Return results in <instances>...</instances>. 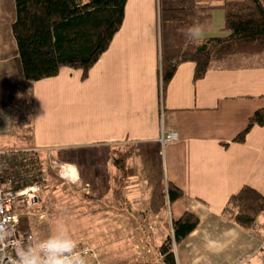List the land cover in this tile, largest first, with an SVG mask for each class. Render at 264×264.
<instances>
[{
	"label": "crops",
	"instance_id": "obj_1",
	"mask_svg": "<svg viewBox=\"0 0 264 264\" xmlns=\"http://www.w3.org/2000/svg\"><path fill=\"white\" fill-rule=\"evenodd\" d=\"M140 1L128 0L125 18L129 8ZM155 1L159 24V1ZM209 2L212 10L223 8L214 3L224 0ZM9 13L7 25L13 26L16 6ZM5 22L0 21V34ZM123 34L124 24L87 79L82 78L80 70L63 68L57 77L36 83L25 80L18 47L9 53L0 43V66H8L0 70V101L5 105L29 98L32 91L34 98L55 94L52 82L60 78L57 87L71 77L78 88L73 100L66 102L76 108V121L61 133L66 140L58 144L51 141L55 130L48 132L52 128H43L38 122L35 101L33 124L30 115L20 112L19 125L9 116L0 123V130L3 125L15 127L13 135L0 134V149H49L62 143H78L95 151L94 157L83 154L82 160L73 162L63 151L57 154L56 149L52 156L74 167L72 182L81 180L85 184L99 213L109 210L119 223L134 226L139 223L135 220L143 218L137 211L144 207L146 229L155 235L158 225L164 242L172 234L174 220L186 212L200 218L199 226L175 246L177 264H264V212L253 231L239 228L224 213L229 197L243 186L264 194V127L253 128L244 143L233 141L246 128L249 117L264 108V57H237L217 63L198 81H194L195 65L183 64L161 97L160 43L157 41L156 52H151L147 42L123 41ZM13 61L17 62L14 71L10 68ZM16 78L19 86L16 91L9 90ZM60 94L69 97L68 92ZM162 127L177 133L178 140L163 144ZM126 145L136 147L127 161L132 175L116 194L118 169L114 162L119 148ZM153 151L161 154L166 180L161 176L162 167L160 175L154 173ZM161 181L178 186L184 196L169 205L166 214H155L150 201L154 186ZM152 243L148 241V246Z\"/></svg>",
	"mask_w": 264,
	"mask_h": 264
},
{
	"label": "trees",
	"instance_id": "obj_2",
	"mask_svg": "<svg viewBox=\"0 0 264 264\" xmlns=\"http://www.w3.org/2000/svg\"><path fill=\"white\" fill-rule=\"evenodd\" d=\"M160 79L164 93L179 67L195 65L194 81L203 79L213 65L237 57H264V0H224V37L192 41L180 31L193 22L212 19L210 0H158ZM128 0H15L16 19L12 32L18 47L23 75L36 83L57 77L63 68L80 70L87 79L92 68L106 53L125 20ZM255 127H264V108L248 119L246 128L234 142L244 143ZM228 145V144H226ZM136 148L119 150L115 159L117 185L122 190L128 176V159ZM184 192L170 182L154 186L150 209L166 214L169 205ZM264 212V194L243 186L229 197L224 213L245 231L259 225ZM200 218L186 212L172 222V234L160 246L162 264H177L175 246L199 226Z\"/></svg>",
	"mask_w": 264,
	"mask_h": 264
},
{
	"label": "rangeland",
	"instance_id": "obj_3",
	"mask_svg": "<svg viewBox=\"0 0 264 264\" xmlns=\"http://www.w3.org/2000/svg\"><path fill=\"white\" fill-rule=\"evenodd\" d=\"M214 4L215 7L219 5L223 6V2ZM11 7H15V0H0V11L5 9L4 11L2 10L3 12H0V21L6 19L4 30L2 29L0 34V43L6 45V50L9 53L12 52V50L17 51V46L11 29L12 25H7V19L10 17L9 10ZM156 13L155 0H141L139 3H135L134 6L129 8L124 23L123 41L147 42L150 51H155V44L157 41L159 43V40L157 39V31L159 30L158 14L156 17ZM224 24L225 15L223 8L213 9L212 19L201 23L204 27V37L201 40L209 37L226 36L227 32L223 30ZM5 28H7V31H5ZM153 45H155V49ZM0 56H3L1 52ZM16 66L17 62L13 61L10 68L14 71ZM7 67V65H2L0 66V70L7 69ZM62 79L63 78H60L59 80L52 82V87H54L56 92L55 94L40 95L37 98H34L32 91L29 98H18L14 100V105L12 106L5 105L3 101H0V114L2 116L1 123H5L9 116L16 123V126L19 125L18 118L20 112L24 116L30 115L33 124V117L35 116V105L33 106V103L35 104V101H37L38 122H41L43 128H52L48 132L55 130V135L52 137L51 141L58 144L60 142L59 140H66L67 137L61 136V133L66 131L70 123L73 124L76 121L74 117L76 108L66 102L73 100V96L76 94L78 88L76 85L77 81L71 77L63 80L64 85L62 87H57V83L61 82ZM18 86L19 79L16 78L13 80V84L9 90L16 91ZM61 91L68 92L69 97L62 96V94H60ZM162 92L161 89V97ZM7 96L9 97L8 102H10L11 97L8 94ZM68 114L70 116H68ZM8 128L10 127L8 126L7 128H4L3 125L0 134L13 135L15 127ZM163 131H165V129L162 127V132ZM54 146L49 148L52 153L55 154V149L57 150V154L58 151H63V153L71 158L73 162L82 160L84 155H90V158H93L95 155V151L78 146V143H62ZM128 146L129 145H126L119 149L125 150ZM142 148L148 149L147 146H143ZM150 153L154 173L160 175V167H162L161 176L162 179L166 180L167 178L163 173V165H160L162 163L160 158L161 154L156 151ZM66 172L67 171L62 172V175ZM46 174V178H50L51 180L49 179V181L43 183L41 193L42 208L33 213H29V215L24 216L23 218V224L30 228L32 233L46 235L55 226V222L58 219H62L71 233L80 241V244L89 246L94 250L99 262L102 264H162L159 255L160 247L158 246H161L164 241L159 236L160 228H158V225L155 227V235L151 234L149 228L148 230L146 229L148 227L146 226L147 223H145L147 211L144 207H141V209L137 211L138 216L141 214L143 215V218L135 220L136 222H139L137 225H123L111 216L109 210L99 213V211L95 209L96 201L92 198L93 195L88 193V189L84 187L85 184L80 183L81 180H75L73 182L68 181L63 178L59 172H57L56 175L51 171H47ZM262 224H264V222ZM147 238L150 243L153 242L152 247L151 245L148 246ZM149 251H151V253H149Z\"/></svg>",
	"mask_w": 264,
	"mask_h": 264
},
{
	"label": "built area",
	"instance_id": "obj_4",
	"mask_svg": "<svg viewBox=\"0 0 264 264\" xmlns=\"http://www.w3.org/2000/svg\"><path fill=\"white\" fill-rule=\"evenodd\" d=\"M162 136L163 144L178 140V134L174 132L163 131ZM44 154L50 170L61 175L67 171L62 177L73 180L70 174L74 167L56 159L49 149L0 150V223L9 225L16 239L26 240L32 234L30 228L23 224V218L42 208V185L46 181L42 163ZM80 250L88 258L89 264H102L93 249L80 244ZM15 260L13 248L7 245L0 247V264H15Z\"/></svg>",
	"mask_w": 264,
	"mask_h": 264
},
{
	"label": "clouds",
	"instance_id": "obj_5",
	"mask_svg": "<svg viewBox=\"0 0 264 264\" xmlns=\"http://www.w3.org/2000/svg\"><path fill=\"white\" fill-rule=\"evenodd\" d=\"M184 36L194 42L203 39V25L193 22L180 29ZM14 249L15 264H89L80 250V241L71 233L62 219L46 235L30 234L26 240L16 239L12 228L0 223V247Z\"/></svg>",
	"mask_w": 264,
	"mask_h": 264
},
{
	"label": "bare ground",
	"instance_id": "obj_6",
	"mask_svg": "<svg viewBox=\"0 0 264 264\" xmlns=\"http://www.w3.org/2000/svg\"><path fill=\"white\" fill-rule=\"evenodd\" d=\"M47 160H48V158L46 157V155L44 154V155H42V163L44 164V166H45V173L47 172V171H52V170H50L49 168H48V166H47ZM62 162V161H61ZM64 163V162H63ZM68 172L69 173H71V171L70 170H68ZM46 176H47V174H46ZM45 182H47V178H46V181ZM42 189H43V185H42ZM83 245V244H82ZM86 246V245H85ZM87 247H89V246H87ZM90 248V247H89ZM92 249V248H91Z\"/></svg>",
	"mask_w": 264,
	"mask_h": 264
},
{
	"label": "snow or ice",
	"instance_id": "obj_7",
	"mask_svg": "<svg viewBox=\"0 0 264 264\" xmlns=\"http://www.w3.org/2000/svg\"><path fill=\"white\" fill-rule=\"evenodd\" d=\"M72 171H73V173H74L75 170L73 169Z\"/></svg>",
	"mask_w": 264,
	"mask_h": 264
}]
</instances>
